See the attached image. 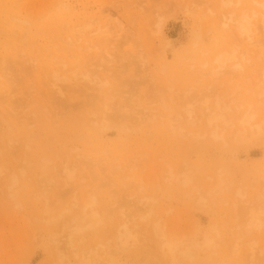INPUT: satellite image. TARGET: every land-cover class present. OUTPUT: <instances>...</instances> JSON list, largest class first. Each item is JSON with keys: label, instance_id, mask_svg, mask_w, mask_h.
Wrapping results in <instances>:
<instances>
[{"label": "rangeland", "instance_id": "rangeland-1", "mask_svg": "<svg viewBox=\"0 0 264 264\" xmlns=\"http://www.w3.org/2000/svg\"><path fill=\"white\" fill-rule=\"evenodd\" d=\"M220 1L0 0V41H10L8 49L12 51V59L25 66L24 79L19 87L25 93L26 104L29 106L19 116L23 117L21 129H24L29 159L36 162L26 167L31 181L24 186L25 204L18 211L21 213H0V264H248L249 242L257 243L254 246L256 252L264 248V215H261L262 224L259 228L252 231L248 229L247 233L244 231L247 230L246 221H249L245 217L248 214L247 207L254 203L255 209H261V213L264 210L261 208V205L264 207V128L256 145L250 147L235 144L231 137L222 141L212 140L209 135L195 143L192 138L184 139L171 133L169 127V123L175 124L172 119L179 114V124L188 127L186 116L180 108L182 103H194L192 105L196 107V113L200 114L204 110L200 102L219 93L220 96H226L225 101L232 99V96L237 101L232 106L233 112L227 114L231 120L238 117L249 104L252 112L258 115L257 120L264 117V28L260 30L257 27L252 44L246 40L234 39L240 47L239 60L243 61L245 69L243 74L225 73L223 78L216 81L212 80L203 66L216 52L233 43L228 31L220 26V14L227 10L221 7ZM240 2L239 8L250 7V0ZM88 18H98L110 31L108 42L105 40L108 46H103L106 53L110 54L107 53L105 59L104 54V60L101 56L96 60L99 54L95 53L96 49L82 52L78 48L69 47L65 42L70 35L75 40L73 32L77 25L81 26ZM159 20L162 24L160 33L156 31ZM94 41L92 39L90 43ZM80 43L83 44L84 41L80 40ZM22 56L26 61L22 60ZM31 58L38 60V66L51 64L63 73L72 70L82 73L85 66L92 67L90 64L96 60L98 63L95 62L93 68L96 70L97 64L104 63V75L108 78V84L98 89L83 79H78L70 95L72 114L54 124L42 111L44 120L36 125L33 112L39 113L43 107L40 106L43 103L40 101L43 93L47 91L46 73L35 71ZM85 62H88L87 65ZM147 75H153V85L145 81ZM207 86L214 87L212 91L215 89V93L206 96ZM155 88L159 89V93H154ZM118 91L126 97L122 104L120 96L116 94ZM148 91H151L150 94ZM214 96L207 98V101L213 100ZM183 97H186L185 100ZM210 101L207 107L213 103ZM132 109L138 112L151 111L155 113L154 119L150 122H134L132 117L134 119L138 115L127 112ZM104 113L107 114L106 120L92 129L89 121ZM127 117H131V122ZM202 121L203 119L188 129L192 132L205 130ZM15 125L18 128L20 126L18 123ZM226 134L227 132L225 137ZM75 147L78 152L69 156L71 160L77 153H81L98 161V168L94 171L85 170L90 174L89 180L85 182L89 184L90 191L97 193L99 205L96 208L99 210L95 208L98 210V213H94L95 216L92 213L95 221L90 226L87 223L81 231H76L73 227L74 232L70 228L69 232L73 234L70 242L65 243L68 233L65 235L66 230H60L58 225L61 221L51 231L41 221V216L44 211L43 203L49 202L48 208L51 204L50 208L54 210L57 207L59 213L61 209L65 211L71 203L67 201L71 198V193L63 192V182L56 177L59 167L53 166L67 160L66 152ZM126 160L136 164L132 169L135 171L134 179L149 175L147 179L158 178L161 184H150L146 191L141 192L138 190L139 185L136 187L137 183L131 182L132 178L131 185H135L126 186L129 188L126 190L128 193L123 191L128 180L123 179L125 182L122 180V186L119 184V175L123 172L117 174L112 170L116 164L122 165L123 169H129L133 164L130 165ZM165 162L173 165L175 174L185 172L192 177V181L186 186H182L180 181L162 183L165 181V174L158 169H162ZM106 163L111 165L108 167L109 171L101 169ZM95 172L102 175L109 172L111 179L117 182L118 189L104 185L97 190L99 182L94 180ZM160 177L163 178L159 179ZM39 178L43 179V186L38 183ZM50 178L54 179L52 186V183L47 182ZM218 178L223 180L221 190L199 204L194 186L206 188L211 181ZM149 180L146 182H150ZM152 182L155 183L154 180ZM40 188L49 190L45 193L47 197L38 195ZM81 188L79 191L83 189ZM237 189L245 193L246 197L242 200H246L249 206L248 203L241 202L235 194ZM153 190L156 203L150 204L156 213L148 221H138V218L132 220L128 227L132 228L138 243H134V246L131 244L130 247L126 245L128 248H120L116 244L115 229L122 219L119 216L121 209L124 212L129 210L126 209L129 204L125 205L128 194L135 197L139 192L141 195H152ZM118 202L123 208L118 204L119 209L116 210ZM234 202L237 209L233 206ZM245 205L247 207L244 209ZM111 206L114 211H109ZM105 208H109V213L102 212ZM132 209L130 210L133 211ZM136 216L138 217L137 214ZM63 218L64 216L60 220ZM135 220L137 223H134ZM52 236L53 240L49 241ZM159 239L161 241L156 243ZM185 245L195 257H181L182 254L179 253ZM235 248L239 249L237 254L234 252ZM239 256L241 260L237 259Z\"/></svg>", "mask_w": 264, "mask_h": 264}, {"label": "bare ground", "instance_id": "bare-ground-1", "mask_svg": "<svg viewBox=\"0 0 264 264\" xmlns=\"http://www.w3.org/2000/svg\"><path fill=\"white\" fill-rule=\"evenodd\" d=\"M240 1L241 0H237L236 2H234L232 0H221L220 1L221 7L223 9L224 8L227 9V10L223 11L221 14L219 13L220 14V26L223 30L228 31L229 36L232 37L231 39L233 40V43L229 44V46H227L228 48H224L222 50H219L208 61L203 63V66L206 67L208 74L211 75L212 80L213 79L216 80V79L222 77V75H226L225 73H229V72L231 74L233 72L235 74H243L245 72V69H244L243 61L239 60V49H240V47H239L238 43L237 44L235 43V41L238 39L239 40L241 39V40H246L247 42H250L252 44L253 43V41H252L253 37L256 35L255 32L257 30V27L261 28L260 30H263V28H264V0H250V7H244V8H239L238 4L241 3ZM257 23H259V26H257L258 25ZM107 27L108 26L107 25L104 26L102 24L101 20H99L98 18H95V19L91 18L88 21L84 22L81 26H80V24H79V26L77 25L76 31L73 30L74 31L73 37H75V40L72 39L71 35H70L68 37V40L65 42L68 44V46L70 45L69 47L72 46V48H78L81 51L84 50V52H91L93 49L94 50L96 49L97 51L95 53H99L100 55L96 54L97 57L95 55L93 57V59H95V57H96V60H97V58H99L100 56L103 59L104 54H105L104 55V59H105L107 53L110 54L109 52L106 53V49H105V47H103V46H106L108 44V43H105V40H106V42H108L107 40H108L109 35H110V31H108ZM156 28H157L156 31L160 33L162 30V24H161L160 20L158 21ZM88 35H91V37ZM92 36H94V37H92ZM92 39L95 40L94 43H90ZM234 39H235V41H234ZM80 40H83L84 43L81 44ZM62 41H64V40H62ZM10 43L11 42L7 41V40L0 41V92H1L0 93L1 94L0 95V213L1 212H3V213L8 212L10 214V213L17 212L15 214H13V215H16L18 213H21L18 211L24 208V204H25V198H24V188L25 187L24 186H26L28 184V182L31 181L30 180L31 178L27 176L26 167L31 166L32 164H35L36 162L32 159H31L32 161L29 159L28 144L25 142V139H24V134H25L24 129H21L23 117L19 116V114H22L24 112V110L29 106L28 104H26L25 93H22L21 88L19 87V84H21L23 82V79H24L23 75H25L24 74L25 73V68H24L25 66L23 63H20V61H18L16 59H12V55H11L12 51H11V49H8V46ZM34 43H32V44H34ZM10 47H11V45H10ZM36 49H37V46H36ZM67 49H69V48H67ZM101 51H103L104 53H102ZM137 53L140 54V52H137ZM138 54H137L138 58L141 59V56ZM21 58L23 61H26L25 58H23V56ZM102 59H100V60H102ZM32 60H33L32 61V67L34 68L35 71H45V73H46V85L45 86L47 88V91L43 93V95H42L43 97H41V101H40V102H43L40 104V106L43 105V107H41V110L39 111V113L37 111L33 112V115L35 116L34 122L36 125L43 122V120H44V117L42 115V111H43V113H45L47 115L46 118L49 119V117H50L51 121H53L54 124H58V121L60 119H64L65 116L69 117L72 114L73 105L70 104V95L73 92V86L75 85V82L78 81V79H83L88 84H90L93 87H97L98 89L104 88L108 84V78L104 75V73L106 72V70H105L106 68H104V65H103L104 63L102 65H100V63L97 64V66L95 67L96 70H94L93 65L96 64L95 63V62H97L96 60H95V62L93 60V62H92L93 64L92 63L90 64V65H92V67L89 65L85 66L86 69L82 73H78L77 70H72L68 73H63V72H60L59 69L52 67L51 64H47L44 66H38V60L37 59H32ZM100 60H99V62H100ZM103 60L101 62H103ZM108 61H109V59H108ZM87 63L88 62H85L86 65H87ZM21 66H22V68H21ZM90 68H92L93 70H91ZM13 70H16V71H13ZM79 76L81 78H79ZM263 77H264V74H263ZM154 80L155 79H153V75L152 76L147 75V79L145 81L148 82L150 85H153L152 82H154ZM152 87H154V86H152ZM212 88H214V87L207 86L206 96L211 95L212 92L215 91V89H213V91H212ZM154 91H155L154 92L155 94L159 93V89H157V88H155ZM150 92L148 91L149 94H150ZM200 92H202V91H200ZM148 93H147V95H148ZM213 93H215V92H213ZM116 94L120 96V98H121L120 102L122 104L124 102V100H126V97H124L122 95L121 91H118ZM219 94L218 95L216 94V96H214L215 94L214 95L212 94L210 97L209 96L207 97V98H213V96H214V99L211 100V101H213V103L209 99V101L211 102V105H209L208 107L206 106L207 103L209 102V101H207L208 99L207 98L205 99L204 97L201 98L202 100L204 98V101H201L202 104L200 102V105L204 107V110H201V111L199 110L200 114L196 113V111H195L196 107L192 105L194 103L191 104V103L185 102L186 104L183 105V103L181 102L182 106L180 108L183 111L182 113L185 114V116H186V119H185L186 125L189 128H191V126L197 125L203 119L202 122H204V124H205V127H206L205 130L192 132V130L188 129V127L181 126L179 124V120L181 119V114H179L176 118L172 119V121L175 122L174 125L169 123L170 132L173 134H177L179 137L184 138V139L187 137L189 139L192 138L193 141H195V143L199 142L201 139H204L206 136L209 135V137L212 140L225 141V138L231 137L232 141L235 142V144L237 143V145L242 144L244 146H250V147L255 146L257 143V139H258L259 135L263 132L264 117H262L260 120H257L258 115H256L255 112H252V106L249 104L247 106L248 107L247 109H243L240 112L238 117L231 120L230 117L227 116V114L233 112L232 106H234L235 102H237V101L233 100V96H232V99H229V101H225L226 96L223 97V95L220 96ZM151 96H152V94L150 95V97ZM199 96H201V94L198 95V97ZM258 96H261V94H259ZM185 98H184V100H185ZM64 101L66 103H64ZM196 101H198V100H196ZM198 104H199V102H198ZM126 105H127V102H126ZM240 105H241V103H240ZM201 106H200V108H201ZM211 108H213V110H211ZM127 112H131L132 115L133 114L138 115L137 118H135L136 116L134 117V119L132 117V121L137 122V123L150 122V120H153L154 116H155V113L153 114V112L147 111V110H143V111L138 112L136 109H132L131 111L127 110ZM105 113L101 116H95L92 120L89 121L92 123L91 124L92 129H95L99 124H101L104 120H106L105 118H106L107 114L105 115ZM122 116L123 115H121V117ZM127 116H129V115H127ZM124 117H126V116H124ZM182 118H183V116H182ZM117 119H118V117H117ZM123 119H125V118H123ZM127 119H128V117H127ZM127 119H125V121ZM130 119H131V117H129L128 120H130ZM170 121L171 120H169V122ZM130 122H131V120H130ZM16 123H18L20 125L19 128L15 125ZM225 132H227L226 137L224 136ZM17 152L20 154H16ZM75 152H78L77 147H75L73 149L72 148L68 149V151L66 152V154L68 155V159L65 161H62L59 165L53 166V168L59 167V169L57 170V173H56V177H58L63 182L62 188L65 189L63 192H65V193L70 192L71 193L72 196H69V198L70 197L71 198L67 199V201L68 202L70 201L71 203L68 205V203L66 202L68 205V208L65 205L66 206L65 208H67V209L64 208L65 211L64 210L62 211V209H61V213H59V210L57 211V209H56L57 207H55V208L53 207L54 210H56V212H54V210L52 208H50L51 204H50V207H49L50 210H49V208H48L49 202H48V204L43 203L44 205L42 208L44 211L42 212V216H41V221L48 228H50L49 230H51V228H53V227L55 228L56 225H58V223H60L59 221H61L60 225H58L60 227V230L61 231L66 230L65 235L68 233L66 235V237L67 236L68 237L66 238L65 243H67V241L70 242L71 235L73 234L72 232H74L73 227L76 231H81V230L85 229V227L87 226L86 225L87 223L89 224L88 226H90L95 221V219L92 218L93 214L98 213L97 211L99 210V208H96L99 205V199L96 195L97 193H94L95 191H90L91 189L88 187L89 184L87 185V183L85 182V181H87V179L89 180L88 175H90V174H87V172H85V170H87L88 172H89V170L91 172L94 171L96 168H98V165H97L98 161H94L90 158H87V157L83 156L81 153H77L75 155L74 159L71 160L70 157L72 156V154H75ZM55 155L58 157L60 156L59 154H55ZM105 157L109 158L108 155H106ZM42 159L43 160L45 159L46 162H48V159H46L44 157ZM133 159H135V157ZM133 159H131V160L133 161ZM131 160L129 162H131ZM126 161L128 162V160H126ZM126 161H125V164H127ZM112 163L113 162H111V165H112ZM129 164L132 165L133 163L132 164L129 163ZM111 165L109 166V164L107 165V163H106V166H103L101 169L109 171L108 167H111ZM130 165H128V167ZM134 165H136V164H133L132 166H130L129 169L128 168L123 169L122 165L116 164V165H114V167L117 171L112 167L113 168L112 171L117 173V174L123 172V173H121L122 175H119L120 176L119 182H121L119 184H122L123 179L128 180L126 182V185L123 186V184H122V186L124 188H126V189L123 188V191H126L127 189H129L128 187H130L131 182L132 183L135 182V184L137 183V185H135V184L134 185L136 187L139 185L140 189H138V190L141 192L146 191L148 189V185H150V184H151V186L153 184H154V186H155V184H159V185L161 184V182H160V180H158V178L154 179V177H151V180H149L150 178L147 179V176L150 177L149 175H147V176L142 175L144 177L143 178L141 176L143 179L141 177L138 179L136 177V179H134L133 177L135 176V171L134 170H133L134 172L132 171ZM162 166H163L162 169H158V170H161L162 173L165 174V176H164L165 181L162 183H172L174 181H180L182 186H186L188 183H190L192 181V177L185 172H181V173L178 172V174L180 173L179 175H177V172L175 174L174 173L175 172L174 167L170 163L165 162ZM186 166H187V164H186ZM124 168H125V166H124ZM158 170H157V172H158ZM161 171H160V173H161ZM160 173H158L159 176L162 175ZM108 174H110V173L107 172L104 175H102L98 172L94 173L93 176L95 178L94 179L95 182H97V180L99 182L97 184V187H96L97 190H100L101 187H103L104 185H110L111 187L117 188L116 187L117 182L113 181V179H111V177H110L111 175L109 176ZM145 176H146V178H145ZM132 178H133V180L131 181ZM161 178H163V177H160L159 179H161ZM144 179H147V180L144 181ZM124 180H123V182H125ZM148 180L150 182H146ZM153 180L155 181V183L154 182L151 183V181H153ZM53 181H54V179L50 178L47 182L49 184L52 183L51 184V186H52ZM39 182L42 184L43 179L39 178L38 183ZM76 182H78V184ZM73 183H74V185H73ZM84 183H86V184H84ZM127 183H128V185H127ZM222 184H223V180L221 178H218L215 181H211L209 183V185L206 186V188L194 186L195 190L197 191V195H198V203L202 204L204 201L208 200L214 194H216L218 191H220ZM44 185L46 186V184H44ZM72 185H73V187H71ZM42 186H43V184H42ZM126 186H128V187H126ZM80 187H82L83 189L81 188L82 190L79 191ZM40 189L41 190L38 192V195H41L43 197H44L45 193L47 191H49V190L46 191V189H43V188H40ZM96 189H92V190H96ZM120 190H122V188ZM126 192H122V193L125 194ZM152 192H153L152 195H149V194L145 195V193H144L143 194L144 196L141 195L139 192V193H137L136 197L133 196V194L130 195V193H129L128 198H126L125 196H127V195H125L124 197L126 198V200L128 199V202L125 205L127 206V204H129V206H130V207L129 206L126 207V209L129 208V210H125V212L123 211V209H121V208H123V205H120L121 203H119V202L116 203V206H118V204H119L121 207L120 208L121 211L119 210L120 211L119 216H120V218H122L121 221L117 224L116 229H115L116 244L120 248L124 249V247L126 245H128V247H130L131 244L134 246V245H136L134 243H138V242H136L137 241V239H135L136 235H134L135 233H133L132 228L130 227L131 228L130 229L128 227V224L131 223L132 220H134L135 218H138V221L139 220L148 221L156 213L154 208L152 207L153 203H156V199L153 196V194L155 192H154V190ZM147 193H148V191H147ZM139 194L141 196H139ZM235 194L240 198L241 202H243L242 199H244L246 197L245 193H243L240 189H237L235 191ZM45 196L47 197V195H45ZM65 196H66V194H65ZM259 197L257 198L258 201H259ZM260 199H261V197H260ZM46 200H47V198H46ZM150 203H152V205ZM234 203H233V206H234V208L237 209L236 202H234ZM243 203L247 204L248 202H246V200H245ZM260 203H261V201H260ZM253 204L251 205L252 207L250 206L248 208L246 205L244 207V209L246 207L248 209V211L246 210V212L248 213L247 214L248 216L246 215L245 217L249 220V221H246L247 224H245L246 225L245 229H247V230L243 229L246 233H247L248 229H249V231L250 230L252 231V229L259 228L262 224V221H261L262 216L261 215H264V214H262V213H264V210H263L264 207H263V205H261L262 206L261 208L263 210V212L261 213V211H260L261 209L260 210L255 209V207H253V206H255V204L254 205ZM116 206H115V209L116 210L119 209V206H118V208ZM135 206H136V208H135ZM248 206H249V203H248ZM133 207H134V210L132 209ZM95 208L98 210L96 211ZM109 208H105L106 210L103 209L102 212L105 214L107 212L109 213L110 210L112 211L114 209V208L111 209L112 206ZM257 208H258V206H257ZM51 209H52V211H51ZM107 209H109V211H107ZM130 209H132L133 211H131ZM126 211H128V212H126ZM244 213H245V211H244ZM133 214L135 216L137 214L138 217L134 216L132 218L131 216ZM65 215L67 218H65ZM62 216H64L65 219L63 218L62 220H60V218ZM94 216H95V214H94ZM245 217H244V219H245ZM241 220H242V222H244L242 217H241ZM236 221L238 222L239 220H236ZM134 223H137V221L135 220ZM95 226H96V224L93 227H95ZM70 228H72V229H70ZM243 228H244V226H243ZM67 229H68V231H67ZM69 229L72 230V232H69ZM37 236H40V235H37ZM160 237H161V234L159 235V238ZM163 237H165V236H163ZM52 240H53V236H52V238H49V241H52ZM160 241H161V239L156 240V243L160 242ZM163 241L164 240H162V242ZM253 242H252V244H250L251 242H249L248 245H250V246L247 245V247H249V251H250L249 252L250 253V257H249L250 262H249V260L247 262H249L248 264H261V262L264 261V255H263L264 248H262L258 252H256V250H255L256 247L254 248V246H256L257 243L254 242V244H253ZM128 247H125V248H128ZM238 251H239V249L235 248V250H234L235 254H237ZM180 252L181 253H179V254L180 255L182 254L181 257L183 256V257H185V258L187 257L189 259L190 257L194 256L193 253L190 254L191 251H190L189 247H186V245H185V247L183 246V248L181 249ZM261 254H262V256H261ZM237 259L241 260L240 256ZM256 260H257V262H256ZM234 264H237V263L235 262Z\"/></svg>", "mask_w": 264, "mask_h": 264}]
</instances>
